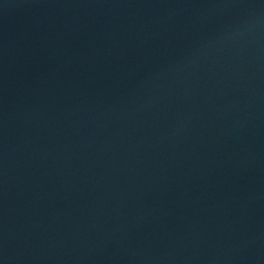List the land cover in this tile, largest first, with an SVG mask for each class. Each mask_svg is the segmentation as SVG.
Returning a JSON list of instances; mask_svg holds the SVG:
<instances>
[{
    "label": "water",
    "instance_id": "1",
    "mask_svg": "<svg viewBox=\"0 0 264 264\" xmlns=\"http://www.w3.org/2000/svg\"><path fill=\"white\" fill-rule=\"evenodd\" d=\"M0 264H264V0H0Z\"/></svg>",
    "mask_w": 264,
    "mask_h": 264
}]
</instances>
